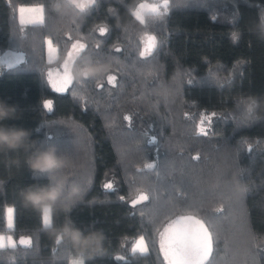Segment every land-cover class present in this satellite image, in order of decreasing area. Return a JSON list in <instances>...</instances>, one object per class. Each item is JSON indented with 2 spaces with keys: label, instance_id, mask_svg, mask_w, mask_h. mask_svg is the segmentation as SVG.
<instances>
[{
  "label": "trees",
  "instance_id": "16d2710c",
  "mask_svg": "<svg viewBox=\"0 0 264 264\" xmlns=\"http://www.w3.org/2000/svg\"><path fill=\"white\" fill-rule=\"evenodd\" d=\"M142 1L165 0H96L83 12L68 0H0V56L23 54L10 66L0 62V100L17 108V118L2 123L29 130L39 147L67 158L53 178L68 174L86 192L68 216L105 237L100 255L85 264H167L160 236L181 215L208 227L206 264H264L257 242L264 235V39L251 30L264 0H167V10L137 19ZM25 4L43 7V23L18 21ZM47 38L57 47L53 61ZM144 39L152 47L141 57ZM73 44L85 46L70 60L73 82L55 91L47 73ZM85 62L107 71L76 77ZM240 95L261 99L260 119L241 124L233 107ZM27 155L0 151V234L16 243L0 247V264H70L71 246L54 243L20 196L49 182L27 169ZM66 218L58 206L54 222ZM140 236L143 254L133 249Z\"/></svg>",
  "mask_w": 264,
  "mask_h": 264
},
{
  "label": "clouds",
  "instance_id": "9594fccd",
  "mask_svg": "<svg viewBox=\"0 0 264 264\" xmlns=\"http://www.w3.org/2000/svg\"><path fill=\"white\" fill-rule=\"evenodd\" d=\"M80 9L82 3L68 0ZM59 7V5H57ZM251 30L264 39V11L257 12V19ZM107 71V66L85 62L75 71L76 77L94 78ZM261 99L255 95H240L234 101L233 107L243 125L260 119ZM17 118V108L0 100V151L17 152L22 149L28 151L25 165L33 175L47 176L49 182L45 185H29L21 189L20 196L26 206L39 212L44 218L42 227L44 232L54 243L67 242L76 255L72 258L74 264H85V261L100 255L105 239L102 231H88L85 233L70 219L68 213L78 203L83 201L86 192L71 180L68 174L53 178L54 174L67 167V158L57 153L54 146L39 147L30 139L29 130L4 125L2 122ZM67 213L64 222L57 225L52 219L57 207ZM258 243L264 244V235L258 237Z\"/></svg>",
  "mask_w": 264,
  "mask_h": 264
},
{
  "label": "snow or ice",
  "instance_id": "6c2138e0",
  "mask_svg": "<svg viewBox=\"0 0 264 264\" xmlns=\"http://www.w3.org/2000/svg\"><path fill=\"white\" fill-rule=\"evenodd\" d=\"M96 0H89V3H82L80 10L83 12L86 8L94 4ZM165 7H167V0H165ZM37 14L42 13V10L37 8L34 10ZM155 11V9H152ZM137 19H140L139 14H137ZM23 23V21H22ZM27 23L38 24L43 23L42 15H37L30 19ZM100 35H106V29L101 28L99 30ZM84 44H73L72 48L80 52L84 49ZM152 45H149V50H151ZM117 52L121 49L117 48ZM141 57L145 55L144 52L140 53ZM114 77L109 76L108 82L111 84ZM72 77L65 70L64 77L61 80V86L56 88V91L62 92L67 88L68 85L72 84ZM51 104L46 102L44 108L51 110ZM215 115V114H213ZM125 120H130V117L125 116ZM205 119H211L210 117H205ZM152 143L155 142V138H152ZM148 168H152V164L146 165ZM105 189L111 190L113 188L112 184H105ZM245 190L243 188L239 189V195H242ZM142 200H147V196L141 197ZM135 203V202H133ZM12 209H9V213ZM44 221V218L42 217ZM30 242L28 240H22L21 244L28 245ZM137 248L143 254L148 251L143 239L137 242ZM160 251L163 254L164 260L167 264H206L209 261V257L213 253V239L209 232L208 227H206L205 222L200 219H196L193 216H180L173 220L165 228L164 232L160 236Z\"/></svg>",
  "mask_w": 264,
  "mask_h": 264
},
{
  "label": "rangeland",
  "instance_id": "374dc122",
  "mask_svg": "<svg viewBox=\"0 0 264 264\" xmlns=\"http://www.w3.org/2000/svg\"><path fill=\"white\" fill-rule=\"evenodd\" d=\"M78 3H88L89 0H77ZM165 5V1H160L158 3H154V2H146V1H142L140 3L137 4V7L133 10V14L137 17V14H139L140 18L143 17V15L149 11H152V9H155V12H160V11H165L168 8L164 6ZM41 9L42 13L37 14L34 10L35 9ZM17 16H18V21L22 24H29L27 23L30 19H32L33 17L37 16V15H42V18L44 16V10L43 7L40 4H25V5H19L17 7ZM144 41V48H143V52L145 54H147L150 50H149V42L147 40H143ZM45 45H46V57L49 61H53L56 59V45H52L51 40L49 38L46 39L45 41ZM74 50L73 48H70L67 52L66 58L61 62L60 65H56L52 68H50V70L47 73V80L49 81L51 87L56 91L57 87L61 86V80L64 77L65 74V70H67L68 74L70 75V60L73 58L74 55ZM7 53V54H6ZM6 53H3L0 56V62L5 64V66H10L11 64L15 63V62H20L23 60V54L21 52H18L16 50H11L10 52L7 50ZM66 90V88H65ZM46 102L50 103V100H46L44 102V104ZM9 209H12V212L9 213ZM6 223L8 227H11L13 224V208L11 206H7L6 207ZM181 216H188V215H181ZM180 217V216H179ZM178 217H176L175 219H177ZM196 218V217H195ZM173 219V220H175ZM197 219V218H196ZM171 220L169 222V224L173 221ZM168 226V225H167ZM166 226V227H167ZM165 227V228H166ZM165 228L163 229L162 233L164 232ZM2 235V234H1ZM143 239V237H138L135 240V245L133 247V249L138 250L137 248V242L139 240ZM22 240H28L29 238L24 237L20 240V242ZM144 241V239H143ZM5 247V245H4ZM70 264H74L73 259L71 258L70 260Z\"/></svg>",
  "mask_w": 264,
  "mask_h": 264
},
{
  "label": "crops",
  "instance_id": "0c3cea01",
  "mask_svg": "<svg viewBox=\"0 0 264 264\" xmlns=\"http://www.w3.org/2000/svg\"><path fill=\"white\" fill-rule=\"evenodd\" d=\"M140 19H142V18H140ZM56 53H57V48H56ZM15 244H16L15 240L10 235H1L0 234V247H4V245L8 246V247H12Z\"/></svg>",
  "mask_w": 264,
  "mask_h": 264
}]
</instances>
